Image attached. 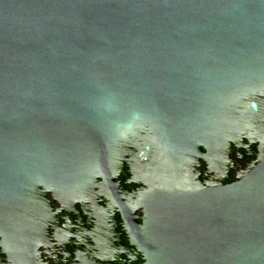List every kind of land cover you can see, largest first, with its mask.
Wrapping results in <instances>:
<instances>
[{
  "label": "water",
  "instance_id": "water-1",
  "mask_svg": "<svg viewBox=\"0 0 264 264\" xmlns=\"http://www.w3.org/2000/svg\"><path fill=\"white\" fill-rule=\"evenodd\" d=\"M248 139L264 146V0H0V236L17 264L41 246L10 235L11 210L79 200L136 153L162 186L146 264H264V159L234 184L185 177Z\"/></svg>",
  "mask_w": 264,
  "mask_h": 264
},
{
  "label": "flooded vegetation",
  "instance_id": "flooded-vegetation-1",
  "mask_svg": "<svg viewBox=\"0 0 264 264\" xmlns=\"http://www.w3.org/2000/svg\"><path fill=\"white\" fill-rule=\"evenodd\" d=\"M138 156L130 157L119 174L100 179L98 188L79 200L50 193L31 206L15 207L8 222L10 235H32L41 246V264H146L147 249L155 241L146 227L148 204L162 186L158 178L150 183L143 177L147 161ZM263 159L264 146L248 139L232 146L228 155L203 160L185 177L196 188L234 184ZM0 264H17L1 236Z\"/></svg>",
  "mask_w": 264,
  "mask_h": 264
}]
</instances>
